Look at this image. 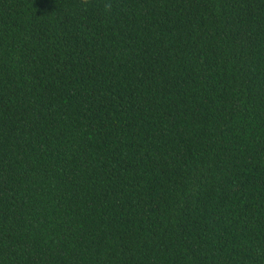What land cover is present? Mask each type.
Instances as JSON below:
<instances>
[{
  "label": "trees",
  "instance_id": "1",
  "mask_svg": "<svg viewBox=\"0 0 264 264\" xmlns=\"http://www.w3.org/2000/svg\"><path fill=\"white\" fill-rule=\"evenodd\" d=\"M0 264H264V0H0Z\"/></svg>",
  "mask_w": 264,
  "mask_h": 264
},
{
  "label": "clouds",
  "instance_id": "2",
  "mask_svg": "<svg viewBox=\"0 0 264 264\" xmlns=\"http://www.w3.org/2000/svg\"><path fill=\"white\" fill-rule=\"evenodd\" d=\"M80 6L82 9L94 6L101 16H107L111 14L114 0H80Z\"/></svg>",
  "mask_w": 264,
  "mask_h": 264
}]
</instances>
